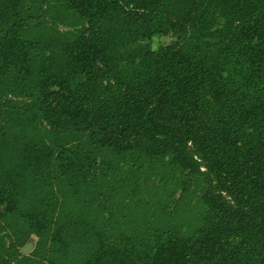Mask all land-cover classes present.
Listing matches in <instances>:
<instances>
[{
  "label": "trees",
  "instance_id": "obj_1",
  "mask_svg": "<svg viewBox=\"0 0 264 264\" xmlns=\"http://www.w3.org/2000/svg\"><path fill=\"white\" fill-rule=\"evenodd\" d=\"M0 264H264V0H0Z\"/></svg>",
  "mask_w": 264,
  "mask_h": 264
},
{
  "label": "rangeland",
  "instance_id": "obj_2",
  "mask_svg": "<svg viewBox=\"0 0 264 264\" xmlns=\"http://www.w3.org/2000/svg\"><path fill=\"white\" fill-rule=\"evenodd\" d=\"M172 40V38L170 36H166V37H163V36H156L153 41H152V45L154 47H156L159 43H162V44H165V43H168ZM35 240H36V237L35 236H31L29 238L28 241H31L33 244H35ZM31 251V250H30Z\"/></svg>",
  "mask_w": 264,
  "mask_h": 264
},
{
  "label": "water",
  "instance_id": "obj_3",
  "mask_svg": "<svg viewBox=\"0 0 264 264\" xmlns=\"http://www.w3.org/2000/svg\"><path fill=\"white\" fill-rule=\"evenodd\" d=\"M34 247V244L31 241H27V243L20 248V251L24 254H29L30 250H32Z\"/></svg>",
  "mask_w": 264,
  "mask_h": 264
}]
</instances>
